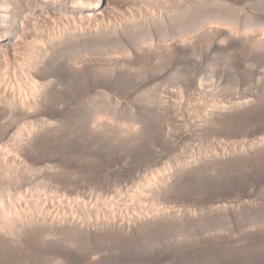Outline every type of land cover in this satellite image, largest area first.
I'll list each match as a JSON object with an SVG mask.
<instances>
[{
    "label": "bare ground",
    "instance_id": "bare-ground-1",
    "mask_svg": "<svg viewBox=\"0 0 264 264\" xmlns=\"http://www.w3.org/2000/svg\"><path fill=\"white\" fill-rule=\"evenodd\" d=\"M187 1L190 0H0V264H36L40 259L41 253L49 245L54 247L53 250L67 255V257H73L80 264H111V262L106 261L107 258L103 254L92 256L89 250L91 245L96 246L101 241L104 242L108 239L115 245V248L133 250L144 243H155L156 245L159 241L158 239L161 238L164 242L162 240L159 241L161 243L157 244L156 247L160 245L157 250L151 249L149 251L146 247V252L149 251L150 253V255L149 253L147 255L149 256L148 260H150L147 264H264V223H260L262 226H259L257 225L259 223L255 221L257 226L252 223L253 225L249 227H246L244 223V227V224L242 225L241 221L239 222L240 219H244L240 217L244 212L248 213L250 210L254 211L257 208L264 209V195L259 197V195H253L254 193L244 192V194H241V198L239 196V199L236 198L235 200L230 198V196L220 194L209 195L205 193V196H199L195 194V191L191 194L189 192L191 190L187 194V190H183L184 188L188 189V186L192 184L190 182L201 176L205 167L209 168L208 170L212 169L208 167L211 164H216V168L217 166L221 167V165L222 167L226 166L223 169L227 167V169H231L230 167L234 165L237 168L240 165L238 168L249 167V170L254 169V172H257L259 167H261V171H263L264 132L258 135L254 141L252 139V142L246 148L238 149L236 146V149L233 148L235 146L231 147L234 142L232 144L229 143V148L227 147L228 145L224 147L225 145L223 146V144L219 143L216 146H211V148L208 146L210 149L204 150L206 152H203L202 155L206 159L202 160L203 162L199 161V159H202V157L199 158L201 155L198 157L199 159H188L190 158L189 156L192 157V153L187 159L184 158L185 156L182 154H186L183 152L185 151L184 149L187 150V146H184L187 148H183L184 151L181 153V156L184 157L176 156V160L169 158V160H173H170L171 162L166 161L167 157L163 153L164 150L162 153L160 150L157 153V149L154 148L157 145V147L161 146L163 149L178 151L180 150L179 147H183L180 143L188 144L193 139L192 134L198 133L200 135V133L204 132L206 135V133L212 131L210 129L214 128L212 127L213 125L226 127L224 126L225 124L235 125L237 123L238 125L239 122H252L251 125H255L254 123L257 122L263 123L261 128L264 131V101L262 100L264 95L262 96L258 90H251L248 96L247 94L240 95L241 97L239 98L235 97L236 100H233L234 98L228 100L229 98L227 97L228 102L223 104L220 102L222 101L221 93V96L219 95L221 98L219 99L218 94L216 95L217 92L210 88L217 96L213 97L217 100L212 101L213 94H210L211 90L209 95L208 92H202L208 89L198 90L196 86L188 84L184 79L183 81L186 83L181 81L182 78L178 80H180L179 83H182L185 89V95L182 94L183 92L180 94L181 91H178L179 93L174 92V89L170 93L167 91V95H163L160 93L161 90L158 88L154 89L151 86L154 82L153 80L157 79L154 77L155 75H153L154 78L152 76L144 77L149 71L146 69V72L144 70L145 67H141V64L144 65L148 61L155 60V64L152 62L154 66L150 67L151 69L149 70L154 68L153 71H157L155 68L159 64L162 66L170 61L172 55L174 57L176 53L184 54L185 51L188 53L190 47L194 46L195 49L200 47L198 43L205 42L203 44L210 45V50H224L221 51L223 53L231 51L232 54L236 53L239 56L238 58L241 56L250 61L243 60L245 63L255 62L254 65L251 64L250 70H252L253 66L256 67V63L259 64V62L264 61V0H247L249 2L245 4L241 3L243 0H194L193 4L195 1H199L200 5L202 3L206 4L205 8H202L203 4L201 5V9H204V11L198 9L200 6L196 5V8L198 7L197 11H201L200 14L198 13L199 16L202 15V12H206L205 14L203 13L206 18H204V15H202L204 17L201 16V18L205 19L204 23L199 21L203 24V26L200 24L202 28L197 26L198 16L197 19L195 18L197 21L189 18L192 12V16H194V5L198 2L194 5L192 4L193 9L191 4L186 3ZM231 1L243 4L241 5L243 6L242 9L236 5L237 11H240L242 16L234 8L235 5L230 6ZM182 2L186 4L183 5ZM187 5L188 8L191 6L190 10L192 9V12L186 8ZM155 6L159 8L164 6L162 8H167V10L156 13ZM162 8L157 11H163ZM198 14L196 13V15ZM188 19L195 22L193 24L196 25L197 29L200 28L198 29L199 31L196 29L191 33L193 29L187 30L193 25H191L192 21ZM172 22L176 24L178 29L185 28L184 26L186 24L188 26L190 22L189 27L185 28L189 31L188 33L185 31L187 37L183 35L184 33H181V36L171 38L172 31L174 30V35L177 31H175V27H172ZM169 28L170 30L173 28L170 33L168 32L170 31ZM183 28L180 29V32L185 30ZM160 32H166L165 36L169 34L170 41H168L169 39H163L164 35ZM159 35L160 37L163 35L161 38L164 42L160 37L158 38ZM197 49L200 50L199 48ZM196 51L194 50V52ZM93 52L94 54L96 53L94 56ZM117 53L118 55H116ZM194 54L196 55V53H193V56ZM58 60H63L62 65L73 69V72L78 70L79 73H72L71 71L72 78L74 76L76 78V74H81L83 78H89L87 80H90L93 75L96 77L94 79L100 80L101 77H105L102 75L106 74L107 76V73L112 75L114 68L118 70L117 68L120 67L121 70V66L126 64L127 66L128 64L130 66L139 65L140 69L142 68V70L138 69L139 72L137 73L140 86L145 90L149 89L150 86L151 89H154L151 97L149 94L151 89L148 90L149 93L147 91L144 92L146 99L157 105L156 110L159 114H156L161 116H159V120L161 121L160 118L169 120L168 122L172 124L170 127H173L170 128L168 124L164 126L165 122L161 121L162 123L164 122L163 126L160 124L158 126L159 130L155 132V137L152 135L155 143L153 149L157 153V155L155 153L156 156L153 163L154 167H157L155 170L153 169L155 173H153L154 171L148 172L144 168L140 169V172L134 174L132 178L124 180V183H120L121 185H118V187L115 186L117 189L115 190L114 198L111 196L110 200H103L99 205L96 204L98 206L94 205L92 207V205L90 206L87 203V198H92L95 201L93 199L94 196L92 197L91 193V195L88 194L89 192L84 193L85 191H82L83 193L80 194L75 192L74 196L71 195L73 197L68 196L71 191L69 190L70 186L68 188V185L64 183L66 177L63 173L64 171L61 172L59 170L62 167H66L70 170L74 169L75 171L78 169L81 171L79 169L81 166L78 164L81 162L84 165L88 160L90 161L87 158L89 156L86 157L87 159L84 158L87 154L85 155L83 152L85 156L81 154L84 156L83 159L87 160L86 162L83 159L81 160L84 163L79 160L82 158L81 156L72 158L74 160L77 158L80 161H78V164L74 160L73 162L72 160L68 161L69 158L66 155L69 149L65 151V148L63 149L64 144L62 145L67 139L68 126L72 125L70 124L71 122H75L78 125L72 126L82 128L83 134L80 129V132H76L77 128H74L76 129L74 130L71 126L75 134L88 135L90 140H87V146H89L90 142H92V146L97 143L95 141L93 144L91 139L99 142L101 140L103 143L104 138L98 140L99 136L97 137L98 134L102 133H104V136L105 134L109 136L108 140L112 136L114 141L116 139L119 142V139H121V141L131 140L133 142L134 140L136 145H138L139 139L143 138V135H140L142 131H139L138 129L140 128L136 126L134 127L131 124L127 126L128 123L125 125L122 122L126 113L124 116L122 115L123 111L120 108L117 109L118 100L115 99V101L113 100L114 98L111 100L110 96H108V99L106 97L107 94L105 95L106 98L104 97V92L106 93L104 90L101 91L105 98V103L103 102L102 104L105 110L106 108L110 109L108 113L101 108V104L100 109L102 110L99 111V109L95 113L99 105L93 96L94 101L88 97L89 95H86V98L91 100V102L87 100L90 104L96 101L98 106L96 104L89 105V107L95 106L89 109V112L95 109L93 112L95 114L89 113L87 108L84 109L88 107L87 101L86 103L84 100L83 104L87 105L84 107L81 106L83 105L81 102L77 101L79 98L82 99L81 96L77 98V102L75 101L76 96L73 100L71 98L74 97V95L71 96L73 92L72 94L69 93L71 94L69 96L67 93V97L75 101L71 103L65 96L64 88L62 89L65 95L60 90L62 86H57V80L56 82L54 81L55 73L58 72L56 65ZM157 61L159 64H157ZM195 61L198 62V59ZM199 64H195L194 67L197 69ZM59 65H61V62ZM62 65L61 67L63 68ZM62 68L59 69L61 72ZM124 69L125 71H121L126 73V67ZM257 71L259 70L257 69ZM66 72H68V69ZM129 72L127 71V73ZM71 73L69 72V75ZM119 73L121 72L119 71ZM11 74H14L13 77H11ZM52 75H54V79L51 77ZM97 75H101V77H97ZM78 76L81 77L80 75ZM60 77L67 78L63 74ZM107 77L109 78L110 76L108 75ZM85 78L81 80L85 81ZM64 79L60 80L63 82ZM60 80L59 82L62 83ZM98 81L97 83L94 81L97 87L100 82ZM89 83H93V81ZM89 83L87 82V84ZM104 84H101V88L104 87ZM99 88L98 90H100ZM94 89L97 90L96 88ZM195 90L200 92H195ZM96 93L95 95H97ZM83 98L85 99V97ZM63 99L66 102L68 100L69 104L71 106L74 104V106L71 107L69 105L67 106L69 109L66 108L64 106L66 104L63 105ZM226 99H223V101ZM209 101L210 103L212 101V103H208ZM99 102L101 103L100 100ZM191 103L193 105L196 104V106L194 105L196 109L194 106L190 108ZM112 106H115L114 110L121 111V114L118 113V117L110 113L111 109H113ZM113 113L117 112L114 111ZM121 116H124L122 120H120ZM181 125H184V129H182ZM73 132H70L71 137H74ZM84 138H87L86 135L83 137V142ZM199 138L196 140H199ZM135 139H138V142ZM195 139L193 141H196ZM111 140L109 141L112 142L113 140ZM187 140L189 141L185 142ZM66 141L68 142V140ZM109 141L103 144L107 145ZM121 141L119 142L120 144H116L120 145V148L123 146ZM101 142L97 145L98 148H86L89 155L95 157L92 158L93 160L91 159L93 162L97 159L108 164L119 161L118 163L122 165H128L127 162L129 160L122 163V156H126L128 151H124V153L126 152L124 154L122 149H120L121 154L123 153L124 155L121 156L119 153L121 158L118 154L115 157V151L118 153L119 150H117L118 147H115L114 144L112 146L116 150H108V146L104 149ZM176 142L179 143V147L175 145ZM127 143L129 142L124 143L123 150L127 147ZM242 143L244 145L247 142ZM60 144L62 145L61 150L63 149L66 154L63 156L67 159L60 154ZM128 146L130 145L128 144ZM69 147L72 148L73 146ZM74 147L72 148L73 150ZM99 147L107 150L108 153H104L103 149H99ZM145 147L147 146H144L143 149ZM128 148L126 150L130 151L132 146ZM81 149L85 151L82 146H80ZM76 150L72 154L69 152L70 156L79 155L80 150L78 152ZM129 154L135 155L132 150ZM50 164H54L53 166L56 168L53 167L52 169ZM89 164L87 163L86 165ZM54 168L57 169V172L62 173L64 178L56 170V173L51 172L50 174L41 172L45 169L46 171H51L50 169L54 171ZM62 170L66 171L64 168ZM206 170L205 172L203 171L205 175L207 174ZM39 173L45 175L43 176L44 178L40 174L38 180L34 179V176ZM72 173H69V175ZM250 174L247 175L248 180L254 178H249ZM256 175L258 174H255V179ZM262 175L264 176V174ZM252 176H254V173ZM261 178L263 179L262 176ZM261 178H259L260 181L262 180ZM255 179L251 180L255 181ZM262 181L264 182V180ZM60 183L63 186H60ZM190 187L193 186L191 185ZM258 192L260 193L259 188ZM110 193L112 192L110 191ZM146 196L154 200L151 203L154 204L156 200L158 203L154 205L150 203V206H147L146 199L148 197ZM143 199L145 200L143 201ZM149 200L147 199V201ZM142 201L146 202V205H142ZM55 202L59 203V205L56 206ZM259 209L257 210L259 211ZM255 212L254 214H256ZM250 215L253 214L250 213L246 216ZM221 221L226 225H221L224 229L220 227L219 223ZM178 233H183V237L179 238L181 236L179 234L177 235L178 238H175ZM56 236L65 237L64 239L71 238L74 239V242H81L83 246H80V253L72 255L71 250L69 251V249L59 245L55 246L57 241L54 240V243L50 240V237L54 239ZM74 245L71 244V246ZM170 252H172V255L167 256ZM37 258L39 259L37 260ZM154 258L157 262L151 263ZM116 262L118 263L117 260ZM125 262L126 260L121 261L122 264H125Z\"/></svg>",
    "mask_w": 264,
    "mask_h": 264
},
{
    "label": "rangeland",
    "instance_id": "rangeland-1",
    "mask_svg": "<svg viewBox=\"0 0 264 264\" xmlns=\"http://www.w3.org/2000/svg\"><path fill=\"white\" fill-rule=\"evenodd\" d=\"M192 0H190V1H187L186 3L187 4H193V2H194V0L191 2ZM188 2H191V3H188ZM198 2V3H197ZM195 1V3H197V4H193L194 6H195V9H194V7H193V5H192V7H193V9L195 10V14H194V16L196 15V13L198 14H200V12L201 11H204V9H201V5L203 4V6H202V8L204 7H206L205 5H204V3H202L201 5H200V3H199V1ZM247 2H249V1H245L244 2V0L241 2V3H243V4H245V3H247ZM185 2H182V4L183 5H185L186 4ZM234 3H236V4H234ZM241 3H237V2H232L231 1V7L232 6H234V8L236 9L237 7H236V5L238 6V8L240 7L241 9L243 8V6H241V5H243V4H241ZM178 4H181V3H178ZM233 4V5H232ZM196 5H198V6H200L198 9H200L199 10V12L197 11L198 9L196 8ZM156 8V13L157 12H164V10L166 9L167 10V8H162V7H164V6H162L161 8H162V10L163 11H157V10H160L161 8H159V7H157V6H155ZM191 7V6H190ZM190 7L188 8V5H187V9H189L190 10ZM208 7H209V4H208ZM153 9H154V7H152ZM151 8V9H152ZM159 8V9H158ZM151 9H149V10H151ZM152 9V10H153ZM188 10V11H189ZM193 10V11H194ZM240 10V9H239ZM154 11V10H153ZM191 12H192V9L190 10ZM189 11V12H190ZM197 11V12H196ZM207 11V10H206ZM236 11H237V9H236ZM242 11V10H241ZM190 12V13H191ZM237 12H239L238 14L240 15V16H242L241 15V12L240 11H237ZM190 13H188V14H190ZM206 13V12H202L201 14L202 15H204V14ZM199 14L198 15H196V17H194V16H192L193 15V12H192V14H190L191 15V17H193V18H191L190 17V15H189V18L190 19H197L198 17L199 18H201V16H199ZM242 14L244 15V13L242 12ZM198 16V17H197ZM205 16V15H204ZM204 16H202V17H204ZM199 18L197 19L198 20V24H197V26H201L200 24H202V23H200L201 21H203V23H204V18H206V16L204 17V18H201L200 20H199ZM195 19V20H196ZM203 19V20H202ZM189 20V19H188ZM192 20H189V21H192ZM196 20V21H197ZM194 21V20H193ZM192 21V23H191V25L193 24V23H195V22H193ZM200 21V22H199ZM197 23V22H196ZM189 24H190V22H189ZM189 24H188V26H187V24L184 26L185 28L187 27H189ZM172 27H175L174 29H175V31L177 30V31H179L180 32V29H182V28H179L178 29V27L176 26V24H174V22H172ZM175 25V26H174ZM194 26V27H193ZM196 25L195 24H193L192 26H190L189 28L190 29H187V30H192V32L191 33H193V31H195L196 29H197V27H195ZM202 26H203V24H202ZM202 26H201V28H202ZM193 27V28H192ZM185 28H183V29H185ZM173 28H171V30H172ZM183 30L182 32H180V34H178V33H176L175 32V35H174V30L172 31V36H170L171 38L173 37V38H177V37H179V36H181V33L184 35V36H186L187 37V34H185L186 32L188 33L189 31H187V30ZM198 29H200V28H198ZM197 29V30H198ZM169 30H170V28H169ZM171 30L170 31H168V29H167V31L170 33L171 32ZM186 31V32H185ZM199 31V30H198ZM161 33V32H160ZM163 33V32H162ZM161 33V34H162ZM191 33H190V35H191ZM164 34H166V32H164L163 33V35ZM168 34V33H167ZM178 36H177V35ZM162 35V36H163ZM171 35V34H170ZM182 35V36H183ZM161 36V37H162ZM165 36V35H164ZM162 37L163 39H165V40H167V39H169L168 41H170V39L171 38H169V34L168 35H166V36H168V37ZM175 36V37H174ZM160 37V35L158 36V38ZM160 37V38H161ZM161 38V39H162ZM161 39H160V42H161ZM162 39V41L164 42V40ZM162 43V42H161ZM203 43H205V42H201V43H198V46L200 45V47L202 48H200V47H197V48H199L200 50H198L197 48H195L194 49V46L193 47H190V51L192 50V52H190L189 50V54L188 53H186V51L184 52V54L183 53H176V54H178V55H174V57H173V55L171 56V58H170V61H165V62H167L166 64H164V65H162L161 66V64H159V62L157 61V64H159L157 67H156V65H155V70H157V71H153V69L152 70H149V69H151L154 65L152 64V62L155 64V60H152V61H148V63L146 62V63H144V65L143 64H141V67H145V71H146V69L150 72H147L146 73V75L144 76V77H148V76H152L153 77V75H155L154 77L155 78H157V79H154L153 81V83H152V87L154 88V89H156V88H158L159 90H161L160 91V93L161 94H165V95H167V91L170 93L171 91H174V92H177V93H179L180 91V94L182 93L183 95H185L186 94V92H184L185 91V89H184V87L182 86V83H179L180 82V80H178V79H180V78H182V80L181 81H183V79L188 83V84H190V85H194V87L196 86V88L198 89V90H204V89H208V90H204V91H202V92H208V94L212 91L211 89H213V91H216L217 93H216V95L218 94V98L220 99L221 97L223 98V99H226L227 97L229 98L228 100H232V98H234L233 100H236V98L238 97H241L242 95H246L247 94V96L249 95V93H251L250 91L251 90H258L259 92H260V94H262V96L264 95V64H263V62H259V64L258 63H256L257 65H255L256 67H254L253 66V68H252V70H250L251 69V64H253L254 65V63L255 62H251V63H247V62H250V61H248L246 58H242L241 56H240V58H238L239 56H237L236 55V53H234V54H232L231 53V51H228V53H226L227 51H225L224 53L223 52H221V51H224V50H216V51H214V50H210L211 49V47H210V45H204ZM203 44V45H202ZM196 45V44H195ZM203 46H204V48H203ZM205 46H206V48H205ZM196 47V46H195ZM210 47V48H209ZM209 48V49H208ZM196 51V49H197V51L196 52H194V50ZM208 49V50H207ZM202 50V51H201ZM96 51V50H95ZM97 51L99 52V53H101L98 49H97ZM199 51H201V52H199ZM212 51H213V53H212ZM220 51V52H219ZM77 52V51H76ZM98 52H97V55L99 56V54H98ZM131 52V51H130ZM199 52V53H198ZM206 52V53H205ZM217 52V53H216ZM230 52V53H229ZM191 53H192V55H191ZM193 53H196V55L194 54V56H193ZM227 55H226V54ZM96 54V53H95ZM94 54V52H93V56L95 55ZM91 55H92V53H91ZM116 55H118V53L116 54ZM120 55V54H119ZM227 57H226V56ZM230 55V56H229ZM173 57V58H172ZM234 57V58H233ZM66 58V57H65ZM229 58V59H228ZM63 59V58H62ZM198 59V62L197 61H195V60H197ZM246 59V60H245ZM61 60V59H60ZM167 60H169V59H167ZM230 60V61H229ZM247 61L246 63L244 62V61ZM63 61V60H62ZM62 61H57L56 63V65H57V69H58V72H56L55 74V79H54V75H52L51 77L54 79V81L56 82V80H57V86H62L61 87V89L60 90H62V93H64V95H65V92H66V97H67V93H68V96L69 95H71L72 94V92H73V94L71 95V96H73L74 95V97H71L72 99L73 98H75V96H76V98H75V101L77 100V98L78 97H82V99H83V101H82V99L81 98H79L77 101L78 102H81V104H83V102H84V100H85V102L88 100L87 98H86V95H89L88 97H90V99H92L93 100V98L97 101V103H98V105L96 104V101H95V103L93 102V103H89V102H91V100L87 103L88 104V107H85L84 109H86L87 108V110H88V112H89V109H91V108H94L95 106H90L89 107V105H92V104H96L97 106H98V109L96 110V112L95 113H97V111L100 109V104H101V108L102 109H104V105L102 104L103 102H104V100H105V98L107 97L108 98V96H110L109 98H111V100L113 99V100H118L117 102H118V106H117V109L118 108H120L121 109V111H123L122 112V115H124L125 113V119H123V123L126 125L127 123V126L129 125V124H131L132 126H136L137 128H140V129H142V130H140V129H138L139 131H142L141 133H140V135H143V140H142V144H141V140L139 139V141L140 142H138L136 139V141L138 142V145H136V142L133 140V142L131 141V143H130V141L128 140H126V142H129V143H127V147H125V150H123V146H124V143L126 144V142L123 140V141H121V139H119V142L121 141V144H123V146L120 148V145L118 146V145H116V144H120L118 141H116V139H115V141L113 140V137L112 136H110L111 138L110 139H112L113 141H114V144H115V147H118L117 148V150H118V153H117V151H115L116 150V148H114L112 145H114L113 144V141L112 142H110L107 138H109V136L107 135V134H105V136H104V133H102V134H98L97 135V137L99 138L98 140H100V139H105V137H106V139H105V141H104V139H103V143L104 142H107V141H109L108 142V144L106 145H104L102 142H101V140H100V142H101V144H103V146H104V149H106L105 147L106 146H108V150H111L112 149V151H113V149H115L114 151L116 152L115 153V157H116V155L118 154L119 155V153H120V155L122 156V155H124L125 153H124V151H128L129 153H131V150H132V153H136L137 151H140V152H137L138 153V155H137V153L135 154V155H133V154H129L128 152L126 153L128 156H129V159H128V156L126 155H124V156H122L123 157V159H125L126 157V159L125 160H123L122 159V163H123V161L125 162H127L128 160V165H127V163H126V165L127 166H125V165H122L121 163H118L119 161H117V162H115V163H111V164H108V163H106V162H103V161H101V160H97V159H95V161L94 162H96V163H94L92 160V158H95V157H93V156H91V155H89V153L86 151V148H98V146L97 145H99L100 144V142L99 141H97V140H92L91 139V141H93V144H94V142L96 141L97 143H95V146H97V147H95L94 145L92 146V142H90L89 143V146H87L88 144H86L87 143V140H90L89 139V137H88V135L87 134H85L86 135V137L87 138H84V142L82 141L83 140V137H85V135H82L83 133H84V131H82V128H80V127H74V126H77L78 124H76L75 122H71L70 124H72V125H74V126H72V125H70L69 123V125L70 126H68L69 128V130L71 129L72 130V128L74 129V128H77V130H81L82 132V137H80L81 135L80 134H75V131L73 132V130L71 131H69L68 130V134H67V139L66 140H68V142H69V144H67L68 142L66 141V143H62V145L64 144V146H63V149L66 151V150H68L69 149V151H67V153L69 154V152L72 154V152H75V150L76 149H78V150H80V146H82L83 147V150L85 149V151H82V149L79 151L80 153H78L79 155H74L73 157L72 156H70V154L68 155V156H70V157H68L66 154H65V151H63V149L61 150V148H62V145L60 144V154H62V157H64L65 158V156H63V155H66V157L67 158H69V160L68 161H71L72 160V162H73V160L74 159H72V158H75V157H77V158H79L80 156L82 157V158H80L79 160L80 161H82L83 163H84V161H85V159H83V157L84 158H86L87 156H89V157H87L88 159H90V161H92V162H90L89 160V162L87 161H85L86 163H84V165H85V167L87 168H85L84 167V165H82V163L76 158L74 161H77L76 163L78 164V161L80 162V164H78L79 166H81V168L83 169V171H82V169L81 168H79L81 171H79L78 169H76L77 171H78V173H77V171L75 170L74 171V169H72V170H70L69 168H66V167H62L59 171H64L63 173H64V175L67 177H65V181H64V183L66 184V185H68V188H69V186H70V189L69 190H71L70 191V193L68 194V196H71V195H73L74 196V193L76 192H79V194L80 193H83L84 191V193H88V194H92V197H93V199L95 200V201H93L92 200V198L91 199H89V198H87L88 199V201H87V199H85V201H87V203L91 206L92 205V207H94V205L95 206H98L99 205V203L101 202V201H107V200H110L111 199V196L114 198V196H115V190L117 189L116 187H118V185H121L120 183H124V180H126V179H128V178H132L133 177V175L134 174H136V173H139L140 172V169L142 170L143 168L144 169H146L148 172L149 171H151V172H153L156 168L154 167V165H153V163H154V161H155V156L157 155V153H158V151L160 150V152L162 153L163 152V150H164V152L163 153H165V155H166V157L168 158H166V161L168 160V161H170V160H172V159H174V160H176L175 158H176V156L177 157H184V158H186L187 159V157L189 156V155H191L190 153H192L193 155H192V157L191 156H189L190 158H188V159H195V158H198L200 155V157L199 158H201L202 157V159H199V161H204V160H206L204 157L205 156H202L203 155V152H206V151H204V150H209L210 148H211V146L213 147V146H216V144H223V146L224 147H226L227 145V147L229 148L230 146H229V143L230 144H232L233 142V144H235V145H231V147L232 146H235V147H233V148H236V146H237V148L238 149H242V148H246L248 145H249V143H251L252 142V139H253V141H254V139L258 136V135H261V134H263V128H261V126H263V123H254L255 125H251V123L252 122H246V123H248L247 125H245L246 123H244V122H239V123H241V124H239L238 123V125H237V123L234 125H231V124H225L224 126H226V127H223V125L222 126H220L219 127V125L218 126H212V127H214V128H212V129H210V130H212V131H209L208 133H206V135H205V133L203 132V133H200V135L197 133V134H192V138L193 139H195V137L197 136V138L196 139H198L199 138V136H201L200 138L202 139L201 141H200V138H199V140H196V141H193V139H191L190 141L189 140H187V141H185V142H188V144L186 143V144H181L180 143V145H182L183 147L181 148V147H179L180 145H179V143L178 142H176V144L175 143H173V144H175V145H177L179 148H180V150H178L179 151V153H177L178 151H173V150H171V149H163L161 146H159V147H157V145L155 146L154 144V140H153V137H155L154 135H155V132L156 131H158L159 130V125L161 124V126H165L166 124H168L169 125V127H170V125H172L171 124V122H168L167 120H163L162 118H160L161 119V121H164L163 123L159 120V116L160 115H157L156 113H158V111L156 110V108H157V105L156 104H154V103H152V102H150V101H148L147 99H146V95H145V93L144 92H148V90L149 89H151L149 86V89H147V90H145L143 87H141L140 86V80H138L139 79V75L137 74L139 71H138V69H140V66L139 65H137L136 66V64L135 65H133V66H130L129 64H128V66H127V64L125 65V66H121V70H123V71H125V67H126V73L125 72H123V71H121L120 70V67L119 68H117V66H116V68L118 69V70H115V68L112 70V75L111 74H108L107 73V76L109 75L110 77H112V78H108L107 76H106V74H104V75H102V76H105V77H101V75H97V77H101L100 78V82L97 80V79H94V78H96L94 75V77L92 76V78L90 77V80H87V79H89V78H85L86 80L85 81H83L84 80V78L82 77V75L81 74H78V75H80L81 77H79L77 74H76V78H75V76H74V74H73V76H74V78H72V73H79L78 72V70L76 71V72H73L72 70L73 69H69V68H66L65 66H63L62 65ZM155 61V62H154ZM195 61V62H194ZM58 62H59V64H60V62H61V65L63 66V68L61 67V65H59L58 64ZM151 62V63H150ZM160 63H164V62H160ZM197 63L199 64V66H198V68L196 69V67H194L195 66V64L197 65ZM262 65H261V64ZM143 65V66H142ZM150 65H152V66H150ZM248 65V66H247ZM263 66V67H260V66ZM139 66V67H138ZM149 66V68H147V67ZM159 66H161V67H159ZM246 66H247V68H246ZM257 66H258V68H257ZM62 68V72L59 70V69H61ZM128 67V68H127ZM132 69H131V68ZM151 67V68H150ZM159 67V68H158ZM249 67V68H248ZM259 67H260V69H259ZM131 69V71H132V73H130L131 71H130V69ZM192 68H194V69H192ZM259 70V71H257V69ZM68 69V72H66V70ZM256 70V71H254V70ZM75 70V69H74ZM137 70V71H136ZM140 70H142V68L140 69ZM71 71H72V73H71ZM116 72V74H115V72ZM119 71L121 72V73H119ZM127 71L129 72V73H127ZM136 71V72H135ZM66 72L67 73V75H66V73H65V75H64V73ZM69 72L71 73L70 75H69ZM109 72V73H110ZM123 72V73H122ZM152 72H154L153 74H152ZM62 74H63V76L64 77H67V78H61L60 76H62ZM119 74V75H118ZM149 74V75H148ZM12 75V76H11ZM10 76L11 77H13V75L14 74H11ZM69 75V76H68ZM131 75V76H130ZM138 75V76H137ZM180 76V77H179ZM184 76V77H183ZM58 79H57V78ZM69 77V78H68ZM153 77V78H154ZM71 78V79H70ZM104 78V79H103ZM141 78V77H140ZM263 78V79H262ZM60 79H64V81L62 82V80H60ZM81 79H83V80H81ZM94 79V80H93ZM103 79V81L101 82V80ZM59 80L62 82V83H60L59 82ZM89 83V82H91V81H93V83H94V81H96L95 83H97V81L99 82V84L101 83L102 85L104 84V82H105V84H104V87H102L101 88V84L99 85L98 84V87L96 86L97 84H93V83H89V84H87V82ZM185 81H183V82H185ZM60 83V85H59V83ZM84 82V83H83ZM86 82V83H85ZM185 82V83H186ZM156 84V85H155ZM263 84V85H262ZM89 85V86H88ZM106 85V86H105ZM153 85H155V86H153ZM93 86H95L94 88H96L97 90H95L94 88L93 89H91ZM99 86H100V88H99ZM213 86V87H212ZM62 88H64V90H65V92L63 91V89ZM98 88L100 89V90H98ZM151 89V90H149V94H150V97H151V94H153L154 93V89ZM211 88V89H210ZM216 90H215V89ZM219 89V91H218V89ZM256 88V89H255ZM143 90V92H141L142 90ZM174 89V90H173ZM106 91V93L104 92V97H105V95L107 94V96L104 98L103 97V92H101V91ZM198 90H195V92H200V91H198ZM211 90V91H210ZM97 93H96V92ZM179 91V92H178ZM211 92L210 94L212 95V98H211V96H209L211 99H212V101H215V100H217L216 98H213V97H217L215 94H214V92ZM219 92V93H218ZM69 93H71V94H69ZM95 93L97 94V95H95ZM102 93V94H101ZM148 93H146V94H148ZM185 93V94H184ZM220 93H221V95H220ZM209 94V95H210ZM101 95H102V97L104 98H102L101 97ZM219 95L221 96V97H219ZM224 95V96H223ZM241 95V96H240ZM64 96V97H65ZM92 96H93V98H92ZM63 97V98H64ZM83 97H85V99L83 98ZM96 97V98H95ZM225 97V98H224ZM236 97V98H235ZM264 97V96H263ZM68 99H69V101L71 102V103H74L75 101H73L71 98H69V97H67ZM103 99V101H102V99ZM108 98V99H109ZM221 98V100L222 101H220V102H222L223 104H226V103H224V102H228L227 101V99L226 100H224L223 101V99ZM65 100H66V98H64ZM64 99H63V101L62 102H64L63 103V105L64 104H66V105H64L66 108H68L69 109V107H67V106H71V104H69V101L67 100V102L66 101H64ZM71 99V100H70ZM81 99V100H80ZM210 99V100H211ZM80 100V101H79ZM99 100L101 101V103L99 102ZM115 100V101H116ZM263 101H264V99H262ZM73 101V102H72ZM76 101V102H77ZM94 101V100H93ZM212 101H211V103H212ZM219 101V100H218ZM217 101V102H218ZM67 103H68V105H67ZM105 103V102H104ZM208 103H210V101L208 102ZM210 103V104H211ZM62 104V103H61ZM192 105H190L191 107L190 108H193V106L195 105L196 106V104H194L193 105V103H191ZM73 106H74V104H73ZM73 106H71V107H73ZM82 107H84V106H87L85 103L83 104V105H81ZM96 106V107H97ZM103 106V107H102ZM194 106V108L196 109V107ZM70 107V109H72ZM112 108L113 109H111L112 111H110V113H112L113 115L115 114V116L116 117H118V115L119 114H121L120 112L121 111H116V110H114V108H115V106H112ZM102 109H100L99 111H101ZM87 110H86V112H87ZM93 110V111H92ZM92 110H90V111H92V112H89V113H92V114H95V113H93L94 111H95V109H92ZM109 110L110 109H107L106 108V110L104 109V111H107V113L109 112ZM117 112V113H113V112ZM192 111H193V109H192ZM87 112V113H88ZM119 113V114H118ZM111 114V115H112ZM159 114V113H158ZM122 116H121V119L120 120H122V118H123ZM161 117V116H160ZM126 118H127V120H126ZM129 118V119H128ZM125 120V121H124ZM127 121V122H126ZM168 123H167V122ZM161 122V123H160ZM163 124V125H162ZM167 125V126H168ZM227 125H229V126H227ZM231 125V126H230ZM71 126H72V128H71ZM160 126V127H161ZM234 126V127H233ZM236 126V127H235ZM181 127H182V129H184V125H181ZM239 127V129H237ZM157 128V129H156ZM170 128H173L172 126L170 127ZM143 129H145V130H143ZM74 130H76V129H74ZM76 130V132H80V130L79 131H77ZM95 132H96V130H94ZM145 131V132H144ZM70 132H73L72 134L74 135V137L72 136H70ZM97 133H98V131H97ZM100 133V132H99ZM154 133V134H153ZM71 134V135H72ZM145 134V135H144ZM204 134V136H202ZM102 135V136H101ZM107 135V136H106ZM152 135H153V137H152ZM199 135V136H198ZM93 137H96V136H94L93 135ZM92 137V138H93ZM97 137H96V139H97ZM101 137V138H100ZM203 137V138H202ZM73 138V139H72ZM90 138H91V136H90ZM107 140V141H106ZM118 140V139H117ZM240 140V141H239ZM248 140H250V141H248ZM198 141H200V142H198ZM81 142H83V143H81ZM122 142H124V143H122ZM184 142V143H185ZM214 142V143H213ZM242 142H247V143H244V145H242L243 143ZM112 143V144H111ZM226 143V144H225ZM239 143H240V145H239ZM65 144H67V145H65ZM86 144V145H85ZM91 144V145H90ZM111 144V145H110ZM128 144L130 145V146H132V149H130V151L129 150H126L128 147H130V146H128ZM140 144V145H139ZM143 144H145L144 146H147V147H145V148H147V149H143ZM246 144V145H245ZM155 147H154V146ZM239 145V146H238ZM68 148H67V147ZM69 146H75L74 147V150L72 149V148H70ZM85 146V147H84ZM91 146V147H90ZM101 146V145H100ZM103 146H101V147H103ZM110 146H112V148H110L109 149V147ZM133 146H134V149H133ZM136 146H137V149H136ZM141 148H139V147ZM184 146H187V147H184ZM210 148H209V147ZM101 147H99V149H103V148H101ZM153 147L155 148V149H157V153H156V150H155V152H154V149H153ZM67 148V149H66ZM183 148H187V150L186 149H184L183 150ZM236 148V149H237ZM103 149V151H104V153H108L107 152V150H104ZM120 149H122V151H123V153L121 154V151H120ZM129 149V148H128ZM143 149V151L141 152V150ZM72 150V151H71ZM78 150H76V152H78ZM133 150H134V152H133ZM63 151V152H62ZM106 151V152H105ZM182 151H184L183 153H186V154H182V155H184V156H181V153H182ZM85 154H83V153ZM109 152H111V151H109ZM160 152H159V154H160ZM64 153V154H63ZM84 155V156H82V154ZM139 153H142V154H140L139 155ZM154 153V154H153ZM155 153H156V155H155ZM201 153V154H200ZM73 154H77V153H73ZM119 155V156H120ZM130 155H132V156H130ZM137 155V156H136ZM204 155H205V153H204ZM114 156V155H113ZM121 156H120V158H121ZM196 156V157H195ZM118 157V156H117ZM174 157V158H173ZM67 158H65V159H67ZM86 158V159H87ZM169 158H172V159H170L169 160ZM81 159H83V160H81ZM92 159V160H91ZM173 161V160H172ZM202 161V162H203ZM171 162V161H170ZM89 164V163H92V164H95L94 166L93 165H86V164ZM96 164H97V166H96ZM116 166H114V165ZM51 165V164H50ZM54 165V164H53ZM53 165H51L50 167H52V169H53V167H55V166H53ZM118 165V166H117ZM214 166H215V168H216V164H213ZM212 164L211 165H208V167H210V168H212V169H210V170H208L209 168H206L205 167V169H207L206 170V175H205V173H203V171L205 172V169L202 171V173H201V176H199V178L197 177V178H195L194 179V181H191L190 183H192L191 185L193 186V187H190L191 185H189L188 187V189L187 188H184L183 190L184 191H186L187 190V194H188V191L189 190H191V191H189L191 194H193L194 193V191H195V194H197V195H199V196H205L204 194L206 193V194H209V195H225V196H230V198H234L235 200H236V198H238L239 199V196H240V198H241V194H244V192L246 193H254L253 195H255V196H258L259 195V197H261L262 195H264V182L262 181V180H264V176L262 175V174H264V164L262 163V165L260 164V166H262L263 167V171H261V167H259V173H258V171L257 172H254L255 170L254 169H251V170H253V171H251V170H249V167H246V168H243V167H241V168H238L240 165H238V167H237V165H236V167L237 168H235V165L233 166V167H230L231 169H223V168H225L224 166L222 167V165H221V167L220 166H217V168L215 169V168H213L214 166H213ZM94 167V168H92V167ZM112 166V167H111ZM123 166V167H122ZM211 166H213V167H211ZM242 166V165H241ZM84 167V168H83ZM92 169H91V168ZM122 167V168H121ZM218 167H220L219 169H218ZM56 168V167H55ZM54 168V171H52V169H50L51 171H46V169L45 170H43V171H41L42 173L44 172L45 174H50L51 172L52 173H54L55 172V170H56V172H57V169H55ZM66 169V171H68L67 173H65L66 171L65 170H62V169ZM99 169V170H97V169ZM120 168V169H119ZM221 168H222V170H221ZM248 168V170H246ZM68 169V170H67ZM84 169H85V171H84ZM91 169V170H90ZM96 170V172H94L95 170ZM119 169V170H118ZM154 169V170H153ZM139 170V171H138ZM46 171V172H45ZM70 171V172H69ZM73 173H75V174H73ZM138 171V172H137ZM249 171V172H248ZM48 172V173H47ZM55 172V173H56ZM94 172V173H93ZM97 172H98V174H97ZM262 172V173H261ZM43 173V174H44ZM57 173H59L61 176L63 175L62 173H60V172H57ZM69 173H72V174H70L69 175ZM153 173H155V171L153 172ZM249 173H251L250 175H249V178L250 177H254V178H251V179H255V174H258V175H256V179H255V181H252L251 179L250 180H248V174ZM254 173V176H252V174ZM260 173H261V175H260ZM41 173H39V174H36L35 176H34V179H37L38 180V177H39V175H40ZM43 174H41L40 176H45V175H43ZM67 174V175H66ZM63 175V176H64ZM203 175V176H202ZM260 175V177L259 178H261V176L263 177V179L260 181V179L258 178V176ZM62 176V177H63ZM36 177V178H35ZM47 177V176H46ZM206 177V178H205ZM247 177V178H246ZM41 178V177H40ZM39 178V179H40ZM44 178V177H43ZM64 178V177H63ZM205 178V179H204ZM258 178V179H257ZM42 179V178H41ZM200 179V180H199ZM75 180V181H74ZM34 181V180H33ZM260 182V183H257V182ZM36 182V181H35ZM201 182V183H200ZM205 182V183H204ZM251 182H253V183H251ZM116 185H115V184ZM73 184V185H72ZM253 184V185H252ZM254 184H255V186H254ZM259 184V185H258ZM60 186H63V184H59ZM116 186V187H115ZM258 186V187H257ZM260 186V187H259ZM185 187V186H184ZM71 188H73V189H71ZM115 188V189H114ZM190 188H192V189H190ZM258 188H259V190H260V193L258 192ZM196 189V190H195ZM88 190V191H87ZM90 190V191H89ZM193 190V191H192ZM83 191V192H82ZM93 191V192H92ZM110 191L112 192V193H110ZM114 191V192H113ZM129 191V190H128ZM127 191V192H128ZM131 191V190H130ZM183 191V192H184ZM208 191V192H207ZM262 191V192H261ZM71 192H73V193H71ZM200 192V193H199ZM75 193V194H76ZM101 193H102V195H101ZM109 193V194H108ZM90 194V195H91ZM107 194V195H106ZM239 194V195H238ZM68 196H66L67 198H68ZM73 196H71V197H73ZM98 198H97V197ZM108 196V197H107ZM150 196V195H149ZM70 197V198H71ZM146 197H148V196H146ZM263 197V196H262ZM59 198H62V197H59ZM95 198H97V199H99V200H97V199H95ZM101 198V199H100ZM264 198V197H263ZM106 199V200H105ZM148 200L149 199H151V197H148L147 198ZM147 199H146V202L148 203L147 204V206H150L149 204L151 203V202H153L154 200H149V201H147ZM64 200V199H63ZM62 200V201H63ZM145 199H143V201H144ZM91 201V202H90ZM96 201H97V203H96ZM141 202L142 203V205H146V202L144 203V202ZM90 202V203H89ZM157 204L158 202H157V200L154 202V204ZM64 204V203H63ZM62 204V205H63ZM96 204H98V205H96ZM153 203H151V205H152ZM153 204V205H154ZM55 205L57 206V205H59V203L57 204L56 202H55ZM169 205H172V204H169ZM64 206H65V204H64ZM58 207H60V206H58ZM257 209H259V208H257ZM257 209H255V210H257ZM263 209V208H262ZM261 208L259 209V211L257 210V212H255V210L254 211H251L250 210V212H248V213H246V212H244L243 214L245 215H243L242 214V216H240V217H243L242 219L244 220V222H243V220H241L240 219V217H239V222L240 223H242V225L245 223L246 224V227H249L250 225L252 226L253 224L252 223H255V225H256V222L257 223H259V224H257V225H261L260 223H264L263 221H264V209L262 210ZM254 212L256 213V214H254ZM253 214V215H250V216H246V215H249V214ZM256 221V222H255ZM261 221V222H260ZM247 222V223H246ZM250 223V224H249ZM220 227H222L221 225L223 224V222L221 221L220 223ZM245 224H244V227H245ZM247 224H249V225H247ZM224 225V224H223ZM256 225V226H257ZM264 225V224H263ZM224 226H226V225H224ZM262 226V225H261ZM223 228V227H222ZM224 229V228H223ZM181 235V236H179V238L181 237H183L182 236V234L183 233H178V234H176V236H175V238H178L177 237V235ZM168 236H169V234H167ZM166 235V236H167ZM58 237H59V239H58ZM56 238H57V240H56ZM65 238V237H64ZM62 236L60 237V236H56L54 239H53V237L51 238L50 237V240H52L53 242H54V240L55 241H57L56 242V244H55V246H57V245H59V246H62V247H65V248H67V249H69V251L71 252V254L72 255H77V254H79L80 253V246L82 245L83 246V244L81 243V242H74V239H71V238H68V239H64ZM165 238V237H164ZM163 238V239H164ZM68 241V243H67V241ZM159 241L160 240H162V238L161 239H158ZM59 241V242H58ZM64 241V242H63ZM159 241L157 242V244H160L159 243ZM162 242H164V240H162ZM55 243V242H54ZM67 243V244H66ZM61 244V245H60ZM69 244V245H68ZM71 244L73 245V244H75L74 246H71ZM157 244L155 245V243L154 244H147V243H144L143 245L141 244V246L139 245V246H137V247H135L133 250H120L119 248H115L114 246V244L111 242V241H109L108 239H106L104 242L103 241H101L98 245H96V246H98L97 248H96V246H94V245H91V249H89L90 250V252H91V254H92V256H95V255H98V254H103L106 258H107V260L106 261H108V262H111V264H114L115 262H116V260L118 261V263L117 264H122L121 263V261L122 260H126V262H125V264H147L148 263V261H150V260H148V257L149 256H147L148 255V253H149V251L152 249H154V250H157L159 247H160V245H158L159 247H156L157 246ZM64 245V246H63ZM77 245V246H76ZM154 245H155V247H156V249H155V247H154ZM67 246V247H66ZM86 246V245H85ZM51 247V248H50ZM146 247H147V249L149 250L148 252H146L147 250H146ZM54 249V247H52L51 245H49V247L47 246L46 248H45V250H44V252H42L41 253V255H40V259L39 258H37V263L38 264H80L79 263V261L77 262V260H75L73 257H70V256H68L67 257V255H64L63 253H61V252H59V251H56V250H53ZM61 253V254H60ZM94 254V255H93ZM149 255H150V253H149ZM171 256L172 255V252H170V253H168L167 254V256ZM107 256H109V257H107ZM156 257H157V255H155ZM121 258H124V259H121ZM67 259V260H66ZM109 259V260H108ZM70 260H71V262H70ZM112 260V261H111ZM166 261V260H165ZM157 262V260L154 258L153 260H151V263H156ZM36 263V264H37ZM115 263V264H116Z\"/></svg>",
    "mask_w": 264,
    "mask_h": 264
}]
</instances>
